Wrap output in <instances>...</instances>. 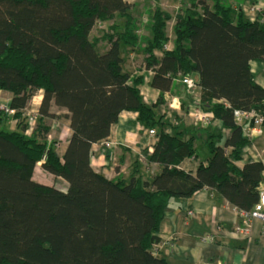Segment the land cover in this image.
Returning a JSON list of instances; mask_svg holds the SVG:
<instances>
[{
  "label": "trees",
  "instance_id": "trees-1",
  "mask_svg": "<svg viewBox=\"0 0 264 264\" xmlns=\"http://www.w3.org/2000/svg\"><path fill=\"white\" fill-rule=\"evenodd\" d=\"M179 1L184 7L174 17L160 5L141 12L138 0H0V90L17 110H0V264H171L155 249L173 199L212 188L239 211L259 201L264 160L236 164L252 141L244 126L255 119L240 122L235 113L264 116V86L251 64L264 62V9L252 18L245 0ZM145 14L151 35L137 69L153 74L150 83L160 90L154 105L142 93L145 74L130 71L123 55L142 44ZM193 76L197 107L232 129L227 140L211 123H173L169 133L161 122L157 109L168 104L167 94L184 95L185 110L196 103L185 82ZM40 92L32 125L25 109ZM124 111L159 130L147 156L160 165L151 178L138 165L115 178L92 165L93 145L109 137ZM62 117L73 130L63 155L51 125ZM188 157L201 159L196 173L178 167ZM39 165L67 187L37 180Z\"/></svg>",
  "mask_w": 264,
  "mask_h": 264
},
{
  "label": "crops",
  "instance_id": "crops-1",
  "mask_svg": "<svg viewBox=\"0 0 264 264\" xmlns=\"http://www.w3.org/2000/svg\"><path fill=\"white\" fill-rule=\"evenodd\" d=\"M131 56L134 59L128 58L127 67L137 74H145V82L141 85L142 93L145 101L154 105L160 90L150 83L153 74L137 69L141 61L139 62L140 59L136 57L135 52H132ZM141 57L143 58V55ZM251 64L257 82L264 86V62L252 61ZM193 78L197 79L196 76ZM181 84L180 81L176 82V87ZM40 93L42 95L36 105L38 108L43 99V92ZM200 94L201 90L198 91V96ZM190 95L196 98L193 93ZM182 96L171 97L167 94L168 104L161 105L157 109L158 116L162 117L161 122L169 123L167 126L169 133H173V123L180 122L185 127L201 124L200 120L194 117L195 115L189 114L184 108L181 110L170 108L169 103L172 101L176 103L178 98H184ZM9 102L8 105L11 104V100ZM31 102L33 103L32 99L29 101L30 105ZM138 115L137 112L124 111L119 121L112 125L109 137L93 145L92 165L97 171L103 172L109 178L124 175L127 171L128 177L137 165L141 167L140 163H143L149 171V175L145 174L146 177L160 170V165L156 162L149 163L147 157L154 151L158 136L150 134L149 128L138 120ZM51 125L52 136L58 140V147L63 155L73 134L70 120L62 117L51 121ZM210 125L222 131L226 140L232 135V129L226 128L222 120L213 119ZM62 127L66 130L65 135L62 134ZM263 137L264 132L252 135V141L256 142L252 146H247L243 157L236 161L240 168L250 161L264 160V152L262 154L260 152V149L264 150V148L257 144V141L262 143ZM105 140L113 143L112 149H107ZM200 162V158L188 157L178 167L196 173ZM140 169L143 171L142 167ZM57 181L60 188H66L68 185L62 177H58ZM190 211L193 212V216L189 214ZM244 225L245 222L236 206L227 199L219 198L214 189L205 188L191 198H175L171 201L162 223L161 242L156 246L155 251L158 255L168 258L171 264H264V223L257 221L248 235L236 231L238 226ZM211 233L215 235V240H204L205 236Z\"/></svg>",
  "mask_w": 264,
  "mask_h": 264
},
{
  "label": "rangeland",
  "instance_id": "rangeland-1",
  "mask_svg": "<svg viewBox=\"0 0 264 264\" xmlns=\"http://www.w3.org/2000/svg\"><path fill=\"white\" fill-rule=\"evenodd\" d=\"M138 1H140V8H141V12H146V10H149V8H151V7H153V6H156V5H160V6H162L164 9H167V10H169L170 12H172L173 14V16L175 17L176 16V14H177V12L179 11V10H181V8L182 7H184V5L182 6V3H180V1L179 0H138ZM247 1V2H246ZM245 4H246V11H247V13L252 17V18H255L257 15H258V13H259V10L261 9V8H263L264 7V0H245ZM147 20H148V16H147V14H145L144 16H143V23H142V30H141V36H142V44L140 45H138L135 49H132V48H130L129 49V51L130 52H126V49H124L123 50V55L125 56L126 54L129 56V58H130V60H132V59H134L132 56H131V50H133V52H135L136 53V57L138 58L139 57V62L141 61V63H142V52H140V49H142V45H143V42H144V40H145V37L146 36H149V35H151V33L149 32V30H148V28L146 27V22H147ZM113 22L112 21H110V22H105L104 24H103V26L102 25H100V26H97V27H95L94 29H93V31H92V35H93V37L95 36V35H100V34H102V32H104V31H106V29L107 28H109V26H110V24H112ZM175 23H176V20L175 19H173V20H171L170 21V23H169V28H168V31H169V34H170V38H171V41L169 42V45H168V47L170 48V49H173V47L174 46H172V44L174 45V37H175V30H174V25H175ZM134 56V55H133ZM126 66V65H125ZM189 79H191V80H193V82L195 83V86L197 87V85H196V79L195 78H193V77H188ZM195 87V88H196ZM194 88V86H192V91H193V95H194V97H196V98H194L195 99V101H196V103L195 104H191V107H190V109L189 110H187V112L189 113V114H193V115H195L194 117L197 119V120H200V123L201 124H199V125H206L207 126V124H209V123H211V121L213 120V118L212 117H214V115L213 114H211L210 112H207V111H205V110H203V109H201V108H198L197 107V103H198V101H199V96H198V91L200 90V89H195ZM198 90V91H197ZM7 94V92L5 91H3V90H0V101L2 100L3 102H1L0 103V107L2 106V105H8V102L10 101V97H9V95H8V97L7 96H5ZM40 95H42V93H38L37 95H36V100H38L39 101V97H40ZM198 96V97H197ZM180 99L181 98H178L177 99V101H176V103L175 102H173L172 101V103H171V105H170V108H172V109H175V110H181L183 107H182V104H181V102H180ZM35 100V102H34V105H35V103H38L37 101ZM43 100V99H42ZM32 103V102H31ZM37 105V104H36ZM35 108H36V106H35ZM59 120V119H58ZM196 126V125H195ZM198 126V125H197ZM263 126V125H262ZM6 129H8V130H10V128H11V126H7V127H5ZM64 127H62L61 129H63ZM263 132H264V126H263ZM65 133H66V130L65 129H63V135H65ZM259 133V132H258ZM28 134H31V132H29ZM157 134H158V132H157ZM155 136H157V135H155ZM263 141H262V143H258V141H257V144H258V146H263V148H264V137L263 138H261ZM254 142H256L255 140H254ZM254 142L253 141H251V143H250V145L252 146L253 144H254ZM106 144L107 143H105V146H106ZM198 148H199V150H201V148L202 147H204L203 145V142H200V141H198ZM249 145V146H250ZM248 146V147H249ZM107 147V149H112V147H113V143L111 142V145H110V147H108V146H106ZM260 152H261V154H262V152H264V150H261L260 149ZM140 166L143 168V171H140V172H142V174H148L149 173V171L147 170V167L142 163H140ZM130 169V168H129ZM128 169V170H129ZM148 171V172H147ZM36 175H35V178L37 179V180H40V181H43V183H46V184H49V185H54V186H59V182L57 181V178L58 177H56V176H52L51 174H49V173H47V171H45L40 165H39V167L37 168V170H36ZM147 172V173H146ZM126 174H127V171H125V173H124V175L123 176H126ZM149 175V174H148ZM145 178H151V177H146L145 176ZM191 216H193L194 214H193V212L192 211H190V213H189ZM241 215V214H240ZM242 220L245 222V225L244 226H238L237 228H236V231L238 232V233H243V234H247L248 235V233H251V231L253 230V228H254V225H255V223L257 222V221H261V219L260 218H257V219H255V220H251V217H248V218H245V217H242ZM262 222V221H261ZM204 240H211V241H214L215 240V235L213 236V237H211L210 236V234L209 235H207V237L205 236V238H204Z\"/></svg>",
  "mask_w": 264,
  "mask_h": 264
},
{
  "label": "built area",
  "instance_id": "built-area-1",
  "mask_svg": "<svg viewBox=\"0 0 264 264\" xmlns=\"http://www.w3.org/2000/svg\"><path fill=\"white\" fill-rule=\"evenodd\" d=\"M185 82L189 84L190 87L194 86L195 83L193 80L186 78ZM5 96L8 97L6 94ZM35 100H33V103L31 104L32 108L25 109V113L29 116V119L31 121L32 125H36L37 123V117L39 114L38 107L35 108L36 104L34 105ZM171 105V104H169ZM0 110L6 111L9 114H14L17 112L16 109L7 106V105H2L0 107ZM236 117L237 119L242 122L244 119H255V125H245L244 126V134L248 137H251L252 134L261 132L262 128L261 126L264 124V116L257 114L255 110L252 111H243V110H236ZM149 132L151 135H157V131L155 129H149ZM104 143H107L106 146L110 147L111 142L105 140ZM242 217L248 218L251 217V220H255L257 218H260L261 221L264 223V182L262 183V187L260 190V197L259 201L255 204L253 209L251 211H239Z\"/></svg>",
  "mask_w": 264,
  "mask_h": 264
},
{
  "label": "bare ground",
  "instance_id": "bare-ground-1",
  "mask_svg": "<svg viewBox=\"0 0 264 264\" xmlns=\"http://www.w3.org/2000/svg\"><path fill=\"white\" fill-rule=\"evenodd\" d=\"M36 95L32 98V100H36ZM37 102H39L38 100H36ZM169 104H171V103H169ZM7 106H9V105H7ZM26 108H28V109H31L32 108V106L30 105V104H28L27 106H26ZM28 116V115H27ZM29 117V116H28ZM30 120V119H29ZM149 129H155L157 132H159V130L157 129V128H149ZM157 136L159 137V134H157ZM210 236L211 237H213L214 236V234L213 233H211L210 234Z\"/></svg>",
  "mask_w": 264,
  "mask_h": 264
},
{
  "label": "clouds",
  "instance_id": "clouds-1",
  "mask_svg": "<svg viewBox=\"0 0 264 264\" xmlns=\"http://www.w3.org/2000/svg\"><path fill=\"white\" fill-rule=\"evenodd\" d=\"M261 128H262V131L261 132H263V126H261ZM258 133V132H257ZM253 135V134H252ZM252 137V136H251Z\"/></svg>",
  "mask_w": 264,
  "mask_h": 264
}]
</instances>
